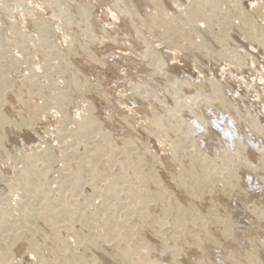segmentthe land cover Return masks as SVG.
Listing matches in <instances>:
<instances>
[{
  "label": "rangeland",
  "instance_id": "obj_1",
  "mask_svg": "<svg viewBox=\"0 0 264 264\" xmlns=\"http://www.w3.org/2000/svg\"><path fill=\"white\" fill-rule=\"evenodd\" d=\"M0 92V211L12 212L0 215L3 264H264V0H0ZM226 117L249 136L243 152L215 126ZM82 119L93 122L90 139L69 132ZM196 120L212 127L206 144L202 130L190 132ZM35 153L43 174L33 197L18 171ZM84 155L75 190L70 176ZM109 177L137 186L118 196L134 208L104 205L116 199L95 187ZM36 197L55 198L77 226L58 214L50 223Z\"/></svg>",
  "mask_w": 264,
  "mask_h": 264
},
{
  "label": "bare ground",
  "instance_id": "obj_2",
  "mask_svg": "<svg viewBox=\"0 0 264 264\" xmlns=\"http://www.w3.org/2000/svg\"><path fill=\"white\" fill-rule=\"evenodd\" d=\"M8 63H9V62H8ZM8 63H7V64H8ZM11 63H12V62H11ZM27 63L29 64V62H27ZM1 64L3 65V63H1ZM2 65H1V67H2ZM31 65H32V64H31ZM4 66H5V65H4ZM32 69H33V68H32ZM3 71H4V70H3ZM1 72H2V71H1ZM2 78H3V77H2ZM28 78H30V80H31L32 83H35V80H34V78H33V74H32V73L29 75ZM5 80H6V81H9L10 78H9V77H6ZM6 81H5V83H6ZM0 93H1V92H0ZM0 95H1V94H0ZM59 96H62V95H59ZM63 98H64V97H61V99H63ZM132 99H133V98H132ZM107 105H108V104H107ZM119 107H120V106H119ZM119 107H118V108H119ZM121 107H122V105H121ZM118 108H116V109H118ZM119 109H120V108H119ZM69 117H70V115H69ZM81 117H82V116H81ZM66 118H67V116H66ZM82 118H83V117H82ZM84 118H85V117H84ZM226 118H227V117H226ZM71 119H72V117H71ZM80 119H81V118H80ZM85 119H86V118H85ZM85 119H82V120H84V121L80 120V121H78L77 123H75V125H76L75 128H74V129L71 128L72 130H69V129H68L69 132H70V131H73V133H74V132H75V133H76V132H77V133L80 132V133L82 134L83 137H86L87 134H88V132H89V131H88L89 126L91 125V128H92V126H93V122L85 121ZM156 119H158V120H162V118H159V117L156 118ZM221 119H222V118H221ZM232 119H233V118H230V117H229V118H227L224 122H222V124H220V123L218 122L219 120H216V125H215V126H216L217 129L219 128L220 131H221V133H222V135H224V136L226 137V139H227V141H228V142H227L228 145L233 143L234 145L237 146V149L244 148V147L247 146V144H248V140H247V138H248L249 136H248L247 138H245V137L243 136L244 133H243V132L240 133V132L237 130V128H236V125H237V124L235 125V124H234L235 121H234V119H233V120H232ZM78 120H79V119H78ZM86 120H87V119H86ZM201 122H202V121H201ZM201 122L198 121V120H196V124L198 125V127L196 128V126H195V127L193 128V126H192L190 132L193 133V132H195V131L202 130V131L204 132V135L201 134V133H200L201 136L199 135L200 138H201V144H206V142H207L208 140H211V138L214 137V135H213V133L210 132V130H211V128H212V127L210 126V124L207 125L206 123L204 124V122H203V123H201ZM213 123H214V122H212V124H213ZM212 124H211V125H212ZM63 125L66 126L67 124H63ZM63 125H60V126L62 127ZM213 125H214V124H213ZM57 127L59 128L58 125H57ZM57 127H56V128H57ZM61 127H60V128H61ZM238 127H239V126H238ZM242 128H243V127H242ZM213 129H214V128H213ZM247 129H248V128H247ZM56 130H57V129H56ZM62 130L65 131V130H67V129L62 128L61 131H62ZM202 131H200V132H202ZM240 131H241V130H240ZM58 132H59V131H58ZM67 132H68V131H67ZM67 132H66V133H67ZM205 132H206V133H205ZM209 133H211L213 136H212V135H211L212 137L209 136ZM218 133H219V132H218ZM242 133H243V134H242ZM81 134H80V135H81ZM193 134H195V133H193ZM254 134H255V133H254ZM76 135H78V134H76ZM80 135H79V136H80ZM191 135H192V134H190V138L193 136V135H192V136H191ZM219 135H220V134H219ZM79 136H78V139H79ZM94 136H95V135H94ZM185 136H186V135H185ZM185 136L181 139V142H185V139H188V138H189L188 136H186V137H185ZM194 136H195V135H194ZM62 137H63V135H62ZM87 137H88V136H87ZM90 137H91V136H90ZM187 137H188V138H187ZM210 137H211V138H210ZM88 138H89V137H88ZM197 138H198V136H197ZM89 139H90V138H89ZM249 140H251V139H249ZM253 140H254V139H253ZM58 141H59V140H58ZM60 141L62 142V140H60ZM65 141H66V140H64L63 142H65ZM73 141H74V140H73ZM75 141H76V139H75ZM81 141H82V140H81ZM191 141H192V140H191ZM63 142H62V145L64 144ZM70 142H71V141H70ZM79 142H80V141H79ZM82 142H83V141H82ZM82 142H81V144H82ZM90 142H93V141H90ZM113 142H115V141H112V140H110V139L108 138L107 141L104 140V141L102 142V144H104V145H106V146H109V147L111 148ZM254 142H257V141H254ZM73 143H74V142H73ZM83 143H85V142H83ZM99 143H100V141H99ZM99 143H98V144H99ZM227 143H225V144H227ZM58 144H59V143H58ZM58 144H57V145H58ZM60 144H61V143H60ZM65 144H66V143H65ZM67 144H68V143H67ZM218 144H221V143H218ZM222 144H223V143H222ZM233 144H232V145H233ZM256 144H258V143H256ZM44 145H45V144H44ZM53 145H54V144H53ZM79 145H80V144H79ZM85 145L87 146L86 143H85ZM85 145L83 144V147H84L85 150L87 151V147H88V146L85 147ZM91 145H92V144H91ZM100 145H101V143L99 144V146H100ZM46 146H48L47 143H46L45 146H43V149L46 148ZM64 146H66V145H64ZM68 146H70V145L68 144ZM68 146H67V147H68ZM92 146L95 147L94 143H93ZM92 146H90V147H92ZM223 146H224V144H223ZM223 146H222V147H223ZM225 146H227V145H225ZM225 146L223 147V149L225 148ZM75 147H76V146H75ZM77 147H78V146H77ZM230 147H231V146H230ZM68 148H69V147H68ZM84 148H83L82 150H84ZM92 148H93V147H92ZM234 148H235V147H234ZM262 148H263V147H262ZM72 149H74V147H73ZM75 149H76V148H75ZM79 149H80V148H79ZM88 149H89V147H88ZM258 149H260V148H258ZM63 150H64V149H63ZM80 150H81V149H80ZM241 150H242V149H241ZM43 151H44V150H43ZM47 151H48V150H47ZM60 151H61V149H60ZM63 152H64V151H63ZM63 152H62V153H63ZM67 152H68V151H67ZM242 152H243V150H242ZM43 153H44L43 155H45L46 151L43 152ZM68 153H69V152H68ZM76 153H77V152H76ZM58 154H59V153H58ZM60 154H61V153H60ZM87 154H89V152H87ZM90 154H91V153H90ZM41 155H42V154H41ZM61 155H64V157H69L68 159H70V156H68V155L66 156V151L64 152V154H61ZM85 155H86V154H85ZM85 155H84V157H87V158L83 160V165H82V167H81V166H78V165H77L78 167H77V166H74L75 168L72 170V173H71V176H70V177H71V183H69L68 186L71 184L72 187H76L75 190L81 188V187H80V186H81V183L84 182V181H83V179H84V178H83V172H84V171H87V170L84 169V168H86V164H87V162L90 161V160L88 161V159H90V158H88V155H87V156H85ZM90 156H91V155H90ZM90 156H89V157H90ZM37 157L40 158V156H39L37 153L27 156V157L23 160V167H19V168H22L21 170L19 169L20 171H18V172H19V173H18V182L20 183V184H19V187H20V185H22V188H23V190H24V191H23V190H22V191L25 192L26 195H31L32 193H34V192H35V189H37L36 187L38 186V184H37L38 181H36V179H37L36 177H37V175H38V176L40 175V174H38V173H39V172L41 173L42 171H40V170H42V169L39 167V166L41 165V162H40L41 159H39V160H40V161H39V160L37 159ZM81 157H82V156H81ZM128 157L131 158L130 160H135L136 157H137V155H136V153L133 152V153H130ZM55 158H56V157H55ZM58 158H59V160H60V157H58ZM58 158H57V159H58ZM53 159H54V156H53ZM71 159H72V158H71ZM71 159H70V160H71ZM82 159H83V157H82ZM82 159H81V160H82ZM36 160H37V161H36ZM61 160H62V158H61ZM73 160H75V159H73ZM35 161H36V162H35ZM68 161H69V160H68ZM68 161H67V162H68ZM13 162H14V161H13ZM44 162H45V161H44ZM49 162H50V161H49ZM67 162H66V163H67ZM81 162H82V161H81ZM81 162H80V164H81ZM64 163H65V162H64ZM66 163H65V164H66ZM68 163H69V162H68ZM116 163L118 164V167L120 168L121 166H120L119 163H122V162H121V158H118L117 161H116ZM39 164H40V165H39ZM46 164H47V163H46ZM49 164H50V163H49ZM78 164H79V163H78ZM13 165H14V164H13ZM61 165H62V164H61ZM73 165H74V164H73ZM246 165H248L247 162H246ZM49 166H50V165H49ZM52 166H53V165H52ZM62 166H63V165H62ZM13 167H14V166H13ZM67 167H68V166H66V168H67ZM39 168H40V169H39ZM45 168H46V167H45ZM47 168H48V167H47ZM47 168H46V170H47ZM64 169H65V168H64V166H63V170H64ZM83 169H84V171H83ZM87 169H88V168H87ZM89 169H90V168H89ZM107 169H108V167H107ZM38 170H39V172H38ZM63 170L60 171V172L64 173ZM90 170H91V169H90ZM90 170H89V171H90ZM93 170H94V168H93L91 171H93ZM117 170H120V169H117V167H116V171H117ZM66 171H67V170H66ZM107 171L110 172V170H107ZM47 172H49V171H47ZM57 172H58V171L56 170V173H57ZM97 172H99V171H97V169H95V173H94V174H91V177H90V179H89V181H90V185H92L93 187L96 186V185H93V184L95 183V180H96V178H97V174H96ZM113 172H114V171H113ZM119 172H121V170H120ZM119 172H118V174H119ZM62 173H61V176H62ZM91 173H92V172H91ZM104 173H105V172H104ZM107 173H108V172H107ZM41 174H43V173H41ZM66 174H67V173H66ZM99 174H100V172H99ZM109 174H110V173H109ZM51 175H52V174H51ZM88 175H89V174H88ZM64 176H65V175H64ZM111 176H114V175H111ZM116 176H117V175H116ZM120 176H121V175H120ZM16 177H17V176H16ZM16 177H15V178H16ZM43 177H44V176H43ZM100 177L102 178L103 176H100ZM118 177H119V175H118ZM98 178H99V177H98ZM109 178H112V177H109ZM109 178H108V179L106 178L107 180H106L103 184H100V185H98L100 182H99L98 184H97V182H96L97 187H95V188H96L95 190L98 191V195H99V193H100V194H102L104 197H106L105 199H111V201H113V200L115 201V199H116V202H114L115 204H114V203H111V202L109 203L108 200H106V202H105L104 205L108 204V205H106V207H107L108 209H111V210H114V209L117 210V209H116L117 206L120 207L121 205H124V204H126V205H124V206L127 207V203H126V202L124 203V201H123L124 199L122 200V201H123V202H122V201H120L122 197H118V196L122 195V194H123V191H126L127 194H128V193H132L134 189H137V186H134V185H133V186H132V185H127V186L125 185V187H124L123 185H122V186H119V185H121V184H119V183H120L119 181H118V182H119V183H118L119 185H118V184H117V181H114V180H113L114 178H112V179H109ZM119 178H120V177H119ZM10 179H11V178H10ZM10 179H9L8 182H11ZM115 179L117 180V178H115ZM122 179H123V178H121V180H122ZM15 180L17 181V178H16ZM58 180H59V179H58ZM61 180H62V179H61ZM67 180H68V179H67ZM102 180H103V179H102ZM118 180H119V179H118ZM129 180H130V179H129ZM256 180H257V179H256ZM40 181H41V179H40ZM259 181H260V180H259ZM259 181H258V182H259ZM41 182H44V181H41ZM45 182H47V181H45ZM48 182H49V181H48ZM85 182H86V180H85ZM121 182H122V181H121ZM123 182H124V181H123ZM130 182H131V180H130ZM247 182H248V181H247ZM258 182L256 183V185L258 184ZM260 182H261V181H260ZM11 183L14 184L13 181H12ZM56 183H58V182H56ZM61 183H62V182H61ZM128 183H129V182H128ZM261 183H263V182H261ZM13 184H11V185H13ZM47 184H48V183H47ZM51 184H52V183H51ZM87 184H88V181H87ZM87 184H86V186H87ZM251 184H252V183H251ZM3 185H4V184H3ZM14 185H15V184H14ZM14 185H13L12 187H15ZM39 185H40V184H39ZM62 185H64V184L62 183V184H61V187H62ZM88 185H89V184H88ZM261 185H263V184H261ZM1 186H2V185H1ZM7 186H9V185H7ZM41 186H43V184H41ZM46 186H47V185H46ZM54 186H55V185H54ZM56 186H58V185H56ZM65 186H67V184H65ZM82 186H83V185H82ZM86 186H85V187H86ZM258 186H260V185H258ZM5 187H6V186H5ZM9 187H10V186H9ZM19 187H18V188H19ZM38 187H39V186H38ZM58 187H59V186H58ZM58 187H57V188H58ZM61 187H60V188H61ZM77 187H79V188H77ZM83 187H84V186H83ZM89 187H91V186H89ZM16 188H17V186H16ZM40 188H41V187H40ZM51 188H52V187H51ZM65 188H67V187H65ZM69 188H70V187H69ZM258 188H259V187H258ZM261 188H262V187H261ZM263 188H264V186H263ZM263 188H262V190H263ZM38 189H39V188H38ZM63 189H64V188H62V190H63ZM70 189H71V188H70ZM85 189H86V188H85ZM39 190H40V189H39ZM48 190H49V189H48ZM55 190L57 191L58 189H55ZM66 190H68V188H67ZM75 190H74V192H75ZM22 191H20V192H21V196H22V193H23ZM37 191H38V190H37ZM45 191L48 192L47 190H45ZM60 191H61V190H60ZM60 191H59V192H60ZM63 191H64V190H63ZM71 191H72V190H71ZM0 192H3V191L0 190ZM38 192H39V193H37V194H41V193H40L41 191H38ZM51 192H52V191H51ZM4 193H5V192H4ZM4 193H2V195H3ZM25 193H24V194H25ZM55 193H56V192H55ZM75 193H76V192H75ZM80 193H81V192H80ZM121 193H122V194H121ZM124 193H125V192H124ZM0 194H1V193H0ZM18 194H20V193H18ZM37 194H34V196H33V194H32V196L35 197V195H37ZM45 194H46V193H45ZM53 194H54V193H53ZM57 194H59V196H60V195H64V193L62 194V193H58V192H57ZM73 194H74V193H73ZM2 195H0V196H2ZM4 195H5V194H4ZM12 195H13V194H12ZM16 195H17V193H16ZM54 195H55V194H54ZM95 195H96V194H95ZM102 195H101V196H102ZM125 195H126V194H125ZM32 196H31V198H32ZM38 196H39V195H38ZM42 196H43V194H42ZM46 196H47L48 199L50 200L51 197L49 198V195H46ZM46 196H45V197H44V196H43V197L40 196V198H46ZM50 196H51V195H50ZM130 196H132V195H130ZM15 197H16V196H15ZM76 197H77V196H76ZM11 198H13V197H10V199H11ZM26 198H28V197L26 196ZM26 198H25V199H26ZM31 198H30V202H31V200H33V199H31ZM36 198H37V197H36ZM40 198H37V200H36V201H38V199H39V203H40ZM53 198H54V197H53ZM95 198H96V197H95ZM98 198H99V197H98ZM124 198H125V197H124ZM127 198H128V195H127ZM133 198H134V197H133ZM0 199H1V198H0ZM17 199L20 200L19 198H17ZM17 199H16V200H17ZM25 199H24V201H22V200H23V199H22V200H21L22 203H19V204L22 205L23 208H26V209H27L28 206L31 205V204H30V202L25 201ZM48 199H47V200H48ZM54 199H55V198H54ZM54 199H51V200H53V201H49V200L46 201V200L44 199L46 202H43L42 204L40 203L42 206L39 205V204H37L38 202L35 201L36 204H37L36 206H38V207L41 206V212H40V213L45 217V219L50 220V223H52L51 221L54 220V219L51 218L52 216H54L53 214H55V215L58 214L59 216L65 218L64 221L66 222V225H70V223L72 224V222H74L75 220L72 221V220H73L72 216H70V217H71V219H70V217H69L70 214H69V215L66 214L67 216L65 215V217L62 216V215L65 213V211H66L65 206L63 207V209H62V208L57 209V207H58L59 205L55 202ZM73 199H74V198H73ZM78 199H79V198H78ZM99 199H100V198H99ZM102 199H103V198H102ZM105 199H104V200H105ZM119 199H120V200H119ZM134 199H135V198H134ZM137 199H139V198H137ZM137 199H136V200H137ZM26 200H29V199H26ZM34 200H35V198H34ZM41 200H42V199H41ZM44 200H43V201H44ZM57 200H58V199H57ZM57 200H56V201H57ZM89 200H90V199H89ZM4 201H5V200H4ZM66 201H67V200H66ZM66 201L64 200V203H65ZM109 201H110V200H109ZM126 201H128V200H126ZM130 201L133 202L132 200H130ZM146 201H147V200H146ZM19 202H20V201H19ZM62 202H63V200H62ZM80 202H81V201H80ZM107 202H108V203H107ZM134 202H135V201H134ZM28 203H29V204H28ZM64 203H63V205H64ZM68 203H69V204H68ZM76 203H77V200H75V199H74V200H69V201L66 202V204H67V205H70V207H72L73 205H76ZM81 203H82V202H81ZM81 203H80V204H81ZM137 203H139V202L137 201ZM140 203H141V202H140ZM144 203H145V201H143V204H144ZM150 203H151V202H150ZM1 204H2V203H1ZM32 204H33V203H32ZM66 204H65V205H66ZM96 204H97V203H96ZM143 204H142V205H143ZM145 204H147V203H145ZM5 205H6V204H5ZM88 205H89V204H88ZM88 205H87V206H88ZM99 205H100V204H99ZM128 205H129V202H128ZM137 205H138V204H136V206H137ZM139 205H140V204H139ZM142 205H141V206H142ZM2 206H3V205H2ZM22 206H21V210L23 211ZM34 206H35V205H34ZM34 206H33V207H34ZM56 206H57V207H56ZM77 206H78V204H77ZM77 206H76V207H77ZM80 206H81V205H80ZM80 206H78V207H80ZM100 206H101V205H100ZM124 206H123V207L121 206V207H122V208H126V207H124ZM129 206H131V205H129ZM129 206H128V207H129ZM0 207H1V205H0ZM3 207H4V206H3ZM29 207H30V206H29ZM59 207H60V206H59ZM59 207H58V208H59ZM66 207H67V206H66ZM73 207H74V206H73ZM84 207H85V206H83V208H84ZM89 207H90V206H89ZM102 207H104V208L106 209L105 211H108L107 208H106L105 206H102ZM128 207H127V209H130V208H132V207L134 208V205H132V207H129V208H128ZM143 207H144V206H143ZM10 208H11V207H10ZM18 208H20V207H18ZM83 208H81V210H82ZM96 208H97V207H96ZM122 208H121V209H122ZM149 208H150V207L148 206V209H149ZM151 208H152V207H151ZM5 209H6V208L4 207V210H3L4 212H5V211H9V212H10V209H9V208H8L9 210H7V209L5 210ZM12 209H13V208H12ZM14 209H15V208H14ZM33 209H34V208H33ZM33 209H31V207H30V209L28 208L27 210H28V211L31 210V212L36 211V209H35V210H33ZM79 209H80V208H79ZM27 210H26V211H27ZM32 210H33V211H32ZM37 210H39V208H38ZM83 210H84V209H83ZM83 210H82V211H83ZM97 210H99V209L97 208ZM135 210H136V209H135ZM135 210H134V211H135ZM139 210H140V209H139ZM142 210H143V208H142ZM144 210H145V209H144ZM1 211H2V210H1ZM1 211H0V215L3 216L5 213L3 214V211H2V212H1ZM15 211H16V210H15ZM26 211H25V212H26ZM39 211H40V210H39ZM39 211H37V213H38ZM100 211H101V210H100ZM127 211H128V210H127ZM127 211H125V212H127ZM146 211H147V210H146ZM146 211H145V212H146ZM31 212H30V213H31ZM51 212H52V214H51ZM72 212H73V211L71 210V213H72ZM108 212H109V214H111L110 211H108ZM114 212H117V211H114ZM122 212H123V214L125 213L124 211H122ZM137 212H138V210H137ZM10 213H12V212H10ZM14 213H15V212H14ZM14 213H13V214H14ZM23 213H24V212H23ZM37 213H36V214H37ZM40 213H38L37 215H40ZM69 213H70V212H69ZM87 213H88V210H87ZM87 213H85V214H87ZM89 213H90V212H89ZM94 213H95V212H94ZM94 213H93V214H94ZM112 213H113V212H112ZM139 213H140V211H139ZM6 214H7V213H6ZM8 214H9V213H8ZM15 214H16V213H15ZM27 214H28V213H27ZM75 214H76V213H75ZM75 214L73 213V216H75ZM97 214H98V213H97ZM100 214H101V213H100ZM102 214H103V213H102ZM102 214H101V215H102ZM116 214H117V213H116ZM123 214L120 212L119 215H118V214H117V215L120 217L121 215L123 216ZM125 214H126V213H125ZM125 214H124V215H125ZM31 215H32V213H31ZM31 215H30V216H31ZM79 215H80V214H79ZM79 215H77V216H79ZM103 215H104V214H103ZM103 215H102V216H103ZM111 215H112V214H111ZM111 215H110V216H111ZM113 215H115V214H113ZM117 215H115V216L118 217ZM12 216H13V215H12ZM21 216H23V214H22ZM21 216H20V217H21ZM24 216H25V215H24ZM35 216H36V215H35ZM97 216H98V215H97ZM110 216H109V217H110ZM122 216H121V217H122ZM125 216H126V215H125ZM32 217H34V216H32ZM36 217H37V216H36ZM81 217H82V216H81ZM81 217H80V219H81ZM88 217H89V216H88ZM98 217H99V216H98ZM100 217H101V216H100ZM100 217H99V218H100ZM106 217H108V216L106 215ZM121 217H120V218H121ZM126 217L128 218V216H126ZM0 218H1V216H0ZM12 218H14V217H12ZM12 218H10V219H12ZM16 218H17V217H16ZM18 218H19V217H18ZM30 218H31V217H30ZM39 218H40V217H39ZM53 218H55V216H54ZM85 218L87 219V217H85ZM96 218H97V217H96ZM123 218H124V216H123ZM2 219H3V218H2ZM19 219H20V218H19ZM21 219H22V221H23V217H21ZM21 219H20V220H21ZM33 219H37V218H33ZM108 219H109V218H108ZM116 219H117V218H116ZM118 219H119V218H118ZM5 220H6V219H5ZM16 220H17V219H16ZM20 220H19V221H20ZM58 220H59V219H58ZM60 220H61V218H60ZM88 220H89V219H88ZM99 220H100V219H99ZM111 220H112V219H111ZM113 220H114V219H113ZM124 220H126V219H124ZM124 220H123V221H124ZM3 221H4V219H3ZM8 221H10V220H8ZM8 221H6L7 225L9 224ZM11 221H12V220H11ZM22 221H20V222H22ZM24 221H25V220H24ZM43 221H44V220H43ZM64 221H62V222H64ZM89 221H90V220H89ZM89 221H88V223H89ZM95 221H97V220H95ZM95 221H94V222H95ZM25 222H27V220H26ZM29 222H30V219L28 218V222H27V223H29ZM31 222H32V221H31ZM33 222H34V221H33ZM33 222H32V223H33ZM45 222H46V221H45ZM78 222H79V220H78ZM84 222H85V221H84ZM91 222H92V221H91ZM11 223H13V222H11ZM74 223H75V222H74ZM76 223H77V222H76ZM76 223H75V225H76ZM29 224H30V226H31V223H29ZM56 224H57V223H56ZM56 224H53V225H56ZM59 224H60V222H59ZM59 224H58V225H59ZM61 224H62V223H61ZM91 224H92V223H91ZM97 224H98V223H96V225H97ZM115 224H116V223H115ZM125 224H126V223H125ZM32 225H33V224H32ZM58 225H56V226H58ZM62 225H63V224H62ZM62 225L59 226V229L61 228ZM9 226H12V227H13V224H11V225L9 224ZM71 226H72V225H70L69 227H71ZM73 226H74V224H73ZM76 226H77V225H76ZM82 226H83V225H82ZM92 226H93V225H92ZM125 226H126V225H125ZM20 227H21V226H20ZM23 227H24V226H23ZM63 227H64V226H63ZM63 227L61 228V230L63 229ZM66 227H67V226H66ZM66 227H64V229H65ZM80 227H81V226H80ZM89 227H90V225H89ZM108 227H109V226H108ZM55 228L58 230L57 227H55ZM55 228H54V229H55ZM67 228H68V227H67ZM73 228H74V227H73ZM1 229H2V225H1ZM1 229H0V230H1ZM3 229H4V227H3ZM24 229H26V228H24ZM29 229H30V228H29ZM51 229L54 230L53 228H51ZM76 229H77V228H76ZM87 229H88V228H87ZM90 229H91V228H90ZM95 229H96V228H95ZM97 229H99V228H97ZM97 229H96V230H97ZM106 229H107V228H106ZM52 230H51V231H52ZM57 230H55L54 233H55ZM80 230H82V229H80ZM108 230H109V229H108ZM115 230H116V229H115ZM3 231H4V232H3ZM3 231H2V233L6 234L5 232H7L8 230L5 228ZM113 231H114V230H113ZM113 231H112V233H110V234L113 235V234H114ZM11 232H13V231H10V233H11ZM28 232H30V231L28 230ZM49 232H50V231H49ZM79 232H80V231H77V233H79ZM88 232H89V231H88ZM93 232H94V231H93ZM110 232H111V231H110ZM0 233H1V232H0ZM30 233H31V232H30ZM45 233H46V232H45ZM57 233H59V232H57ZM57 233H55V234L57 235ZM96 233H99V232H96ZM7 234H8V233H7ZM23 234H24V233H23ZM101 234H102V232H101ZM123 234H124V233H123ZM56 235H55V236H56ZM80 235L83 236L82 232H81ZM98 235H99V234H98ZM98 235H97V236H98ZM112 235H110V236H112ZM116 235H117V234H116ZM18 236H19V235H18ZM84 236H85V235H84ZM117 236H119V235H117ZM120 236H121V235H120ZM122 236H123V235H122ZM0 237H1V236H0ZM16 237H17V236H16ZM57 237H59V236H57ZM57 237H56V238H57ZM104 237H105V236H104ZM107 237H109V236H107ZM114 237L116 238V236H114ZM80 238H82V237H80ZM80 238H79V239H80ZM105 238H106V237H105ZM111 238H112V237H111ZM111 238L109 239V240H111V241L117 239V238H116V239L113 238V240H112ZM119 238H120V237H119ZM123 238H124V237H123ZM76 239H77V238H76ZM2 240H3V239H2ZM4 240H5V239H4ZM64 240H65V239H64ZM73 240H74V239H73ZM117 240H118V239H117ZM117 240H116V243H117ZM119 240H120V239H119ZM119 240H118V241H119ZM123 240H124V239H123ZM125 240H126V239H125ZM76 241H77V240H75L74 242H76ZM85 241H86V240H85ZM111 241H109V242H111ZM126 241H127V240H126ZM2 242H3V241H2ZM27 242H28V241H27ZM32 242H33V241H32ZM74 242H71V243L73 244ZM124 242H125V241H124ZM61 243H63V242H61ZM76 243L79 244V240H78V242H76ZM80 243H82V242L80 241ZM84 243H85V242H84ZM103 243H104V242H103ZM105 243H106V242H105ZM113 243H114L115 246H116V243H115V242H113ZM128 243H129V242H128ZM31 244H32V247H33V246L35 247V245H33V243H31ZM34 244H37V243H34ZM64 244H65V243H64ZM74 244H75V243H74ZM118 244H119V243H118ZM125 244H126V243H125ZM131 244H132V243H131ZM59 246H60V245H59ZM79 246H81V244H79ZM79 246L77 245V247H79ZM84 246H85V245H84ZM112 246H113V245H112ZM115 246H114V247H115ZM127 246H128V245H127ZM137 246H138V245H137ZM63 247H65V245H64ZM66 247H68V246H66ZM74 247H75V246H74ZM90 247H91V244H90ZM118 247H119V246H118ZM118 247H117V248H118ZM134 247L137 248L136 246H134ZM39 248H40V247H39ZM53 248H54V247H53ZM115 248H116V247H115ZM135 248H134V249H135ZM139 248H140V247H138V249H139ZM37 249H38V248H37ZM64 249H66V248H64ZM67 249H68V248H67ZM119 249H120V248H119ZM119 249H118V250H119ZM128 249H129V246H128ZM39 250H40V249H39ZM41 250H42V249H41ZM58 250H59V249H58ZM62 250H63V249H62ZM75 250H76V249H75ZM124 250H125V249H124ZM124 250L122 249V251H124ZM143 250H144V249H143ZM145 250H147V249H145ZM6 251H7V250H6ZM6 251H5V252H6ZM65 251H66V250H65ZM65 251H63V253H65ZM77 251H78V250H77ZM87 251H88V249H87ZM125 251H126V250H125ZM125 251H124V252H121V251L119 250V252H121L122 258H123L124 254H125ZM132 251H133V249H132ZM137 251H138V250H137ZM139 251H142V249H140ZM2 252H3V251L1 250L0 253H2ZM60 252H61V250H60ZM74 252H75V251H74ZM128 252H129V251H128ZM41 253H42V252H41ZM75 253H76V252H75ZM131 253L133 254L134 252H131ZM135 253H137V252H135ZM140 253H141V252H140ZM145 253H146V252H145ZM2 254H4V252H3ZM7 254H8V255H7ZM7 254H6V256H8L7 258H8V260H9V253H7ZM114 254H115V253H114ZM116 254H117V253H116ZM116 254H115V255H116ZM126 254H128V253H126ZM132 254H131V255H132ZM75 255H77V254H75ZM119 255H120V254H119ZM119 255H118V256H119ZM121 255H120V256H121ZM129 255H130V252H129ZM66 256H68V255H66ZM111 256H112V255H111ZM132 256H133V255H132ZM42 257H43V256H42ZM68 257H69V256H68ZM68 257H67V258H68ZM74 257H75V256H74ZM137 257H138V256H137ZM141 257H142V256H141ZM0 258H1V256H0ZM7 258H6V259H7ZM37 258H38V256H37ZM40 258H41V257H40ZM40 258L37 259V260H40ZM65 258H66V257H65ZM67 258H66V260H67ZM127 258H129L128 255H127ZM131 258H132V257L130 256V259H131ZM134 258H135V257H134ZM138 258L140 259V257H138ZM10 259H11V258H10ZM69 259H70V258H69ZM142 259H143V258H142ZM1 260H3V259H0V262H1ZM37 260H36V261H37ZM55 260H56V259H55ZM122 260H123V259H122ZM126 260H128V259H126ZM132 260H133V259H132ZM137 260H138V259H137ZM4 261H5V260H4ZM4 261L1 262V264H3ZM134 261H136V260H134ZM18 262H19V261H18ZM5 263H6V262H5ZM7 263H8V262H7ZM20 263H23V262L20 261ZM80 263H81V262H80ZM80 263H79V264H80ZM135 263H136V262H135ZM9 264H10V263H9ZM23 264H24V263H23ZM39 264H40V262H39ZM67 264H68V263H67ZM94 264H96V263H94Z\"/></svg>",
  "mask_w": 264,
  "mask_h": 264
}]
</instances>
